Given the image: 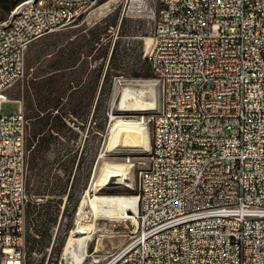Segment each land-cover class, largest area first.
<instances>
[{
    "label": "built area",
    "instance_id": "built-area-1",
    "mask_svg": "<svg viewBox=\"0 0 264 264\" xmlns=\"http://www.w3.org/2000/svg\"><path fill=\"white\" fill-rule=\"evenodd\" d=\"M102 1L14 5L0 20V105L24 74L29 46ZM147 7L149 45L121 55L142 57L160 86L146 119L149 172L136 180L134 233L95 262L264 264V0H130L127 11ZM25 133L20 103L0 112V264H28Z\"/></svg>",
    "mask_w": 264,
    "mask_h": 264
},
{
    "label": "rangeland",
    "instance_id": "rangeland-1",
    "mask_svg": "<svg viewBox=\"0 0 264 264\" xmlns=\"http://www.w3.org/2000/svg\"><path fill=\"white\" fill-rule=\"evenodd\" d=\"M129 5L130 0H103L100 7L69 27L34 41L25 55L23 76L8 89L9 100L0 105L1 113H12L21 104L28 136L34 130L29 116L38 110H26V97L33 98L35 87L41 83L48 84L53 93L59 90L61 94L58 107L66 126L61 128L48 122L53 126L49 130L52 136H47L42 152L35 159L33 148L25 144L28 201L23 225L28 264H70L63 248L74 228L76 212L81 200L92 194L109 166L129 167L128 179L124 180L130 186L124 187L122 195L137 197L136 180L146 166L151 143V124L146 119L159 108L160 86L142 57L135 58L134 63L122 58L121 50L127 52V47L136 54L139 51L134 49L143 50L144 40L148 44L153 27L149 7L127 11ZM126 12L129 16H125ZM7 14H3L0 6V20ZM128 42L133 45L127 46ZM115 46L119 49L118 56L109 62ZM103 61L111 88L108 91L106 85L102 106L93 114L88 104L95 75ZM123 88H128V97L153 101L156 108L137 113L119 109ZM136 124L146 130L149 145L141 146L136 141L132 130ZM119 178L110 182H119ZM70 188L73 198L68 200L66 196L61 214L63 197ZM87 212L91 216L92 210L88 208ZM96 223L100 230L89 238L82 264H96V260L123 245L134 233L137 217L130 213V217L120 219L98 218ZM34 249L43 251V256L34 257Z\"/></svg>",
    "mask_w": 264,
    "mask_h": 264
},
{
    "label": "bare ground",
    "instance_id": "bare-ground-1",
    "mask_svg": "<svg viewBox=\"0 0 264 264\" xmlns=\"http://www.w3.org/2000/svg\"><path fill=\"white\" fill-rule=\"evenodd\" d=\"M63 7H70V0H63ZM104 7H107V5ZM1 20H6V17ZM149 43L150 38L147 45ZM123 90L119 109L137 113L156 108L153 101L128 97L129 94H126L128 88H123ZM132 91L134 90L132 89ZM142 92L140 90L139 93ZM132 130L139 145H149L147 132L141 124L134 125ZM129 170V167L124 164L109 166L102 179L99 180L98 184H95L92 194H86L81 200L74 219V228L71 230L63 248V255L70 260V264H82L89 238L100 230L96 219L126 218L130 217V213H135L137 217L138 197L122 195L124 187L129 188L130 186L129 182L124 180L128 179ZM148 172L149 165H146L139 171L138 178H143V174H148ZM119 176V182L113 184L110 182ZM88 208L92 210L91 216L88 215Z\"/></svg>",
    "mask_w": 264,
    "mask_h": 264
},
{
    "label": "trees",
    "instance_id": "trees-1",
    "mask_svg": "<svg viewBox=\"0 0 264 264\" xmlns=\"http://www.w3.org/2000/svg\"><path fill=\"white\" fill-rule=\"evenodd\" d=\"M21 0H0V6L2 8L3 14L6 15L15 4H17ZM3 15V16H4ZM118 46L113 47V50L108 57L109 62H112L115 60L118 56ZM124 53L126 51H123ZM107 57V55H106ZM120 57V56H119ZM104 65L105 61L100 63L97 73L94 78V91L89 99V109L92 108L93 114L99 110L102 106V97L105 90L106 85L108 84L107 90L109 91L111 88V83H108V76L107 72H104ZM142 71V70H141ZM138 75L141 74L139 71L137 73ZM44 79L40 80V83L43 82ZM39 83V82H38ZM44 84H38L35 87V96L33 98L26 97V103L25 107L26 110H38L37 112H33L32 116H29L31 119H33V131L32 133H25V144L30 148L32 147L34 150L33 153V159H35L39 154L42 152V149L44 148L46 142H47V136H52L49 133V130H53L52 124H48L49 121L54 122L56 125H58L61 128H64L66 126L65 121L63 120V117L61 116V113L59 111V100L61 94L59 93V90H56V93H53L52 88H49ZM53 93V94H52ZM50 94H52L51 97ZM104 120H106L104 116ZM27 122V121H26ZM46 128H43L46 126ZM43 128V129H42ZM26 129H27V123H26ZM26 147V145H25ZM72 187V186H71ZM73 198L72 196V189L70 188L67 191V199L71 200ZM51 201V199H50ZM76 208V204L74 205V209Z\"/></svg>",
    "mask_w": 264,
    "mask_h": 264
}]
</instances>
